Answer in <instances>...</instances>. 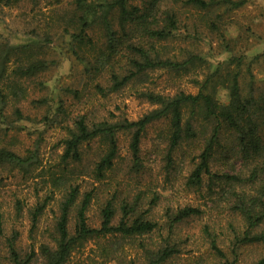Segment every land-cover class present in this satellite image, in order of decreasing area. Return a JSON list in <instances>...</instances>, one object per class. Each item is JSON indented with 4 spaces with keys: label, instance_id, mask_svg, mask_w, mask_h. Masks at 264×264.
<instances>
[{
    "label": "rangeland",
    "instance_id": "374dc122",
    "mask_svg": "<svg viewBox=\"0 0 264 264\" xmlns=\"http://www.w3.org/2000/svg\"><path fill=\"white\" fill-rule=\"evenodd\" d=\"M205 1L209 5L205 10L193 8L186 0L177 2L173 6L177 30L155 43L158 55L179 67L147 71L110 93L107 72L93 77L83 61L87 56L92 63L96 51L104 50L106 37L99 22L88 33L95 47L76 55L68 40L71 29L66 26L71 0H64L63 6L47 0H39L35 7L26 1L0 5V54L5 55L10 46L37 42L34 58L47 62L43 72L17 79L12 71L18 63L11 59L7 78L0 85L6 96L0 104V150L20 159L12 163L0 158V264H12L8 249L12 241L21 259L31 255L30 264H43L39 248H53L60 204L74 188L77 195L69 213L70 236H75L76 213L89 193L85 212L89 228L99 229L101 209L108 203L114 210L113 225L122 216L120 208L127 205L157 226L150 235L134 240L119 235L78 240L65 264H147L145 248L155 252L165 246L174 253L164 264H255L264 259V243L239 242L247 227L230 208L226 195L219 196V189H208L207 177L199 187L187 184L211 134V125L202 118L194 123L197 137L181 143L170 156L168 119L149 125L141 137L137 163L129 148L131 133L117 132V155L102 177L94 174L106 150L102 142L83 143L79 162L63 159L64 141L79 117L94 122H134L157 108L148 102L149 95L171 99L200 91L225 104L226 88L236 73L241 97L261 106L264 0ZM233 2L242 4L234 6ZM96 84L106 90L105 96L94 89ZM13 86L15 97L11 95ZM258 114L256 111L255 116ZM259 146L264 150V125L259 129ZM245 154L224 131L210 170L248 179L262 160L257 156L245 160ZM262 180L264 171L245 191L254 194ZM188 206L202 214L170 226L174 211ZM261 228L247 230L258 232ZM212 242L222 256L212 249Z\"/></svg>",
    "mask_w": 264,
    "mask_h": 264
},
{
    "label": "trees",
    "instance_id": "16d2710c",
    "mask_svg": "<svg viewBox=\"0 0 264 264\" xmlns=\"http://www.w3.org/2000/svg\"><path fill=\"white\" fill-rule=\"evenodd\" d=\"M28 2L32 7L38 5L39 0H0V5L11 6L18 2ZM48 4L63 6L64 0H47ZM138 2L135 3V2ZM71 0L67 9L66 26L70 28L68 40L73 45L74 54L78 55L82 49L95 47L89 31L93 24L99 22L106 41L104 50L99 49L93 56V62L83 56L86 72L93 77L108 74L107 92H115L127 85L133 78L147 71L164 68H177V64L170 59H163L158 55L155 43L168 39L177 30V12L173 6L180 0ZM229 0H227L228 2ZM140 2V4H139ZM193 8L205 10L208 3L205 0H186ZM241 2H233L234 6H240ZM63 20V19H62ZM37 42L10 46L5 55L0 54V85L6 80L7 64L14 59L18 65L12 74L17 78L32 77L47 69V62L43 59L34 58V50ZM120 59L123 65L118 66ZM121 70V72H119ZM16 86L11 87V95L16 96ZM103 96L106 90L100 85L94 86ZM228 101L225 104L217 102L210 94L198 92L196 95L183 93L168 99L161 96H148V102L157 108L144 115L141 119L128 122L88 121L86 116L79 117L73 122L74 130L70 131L69 138L64 141L65 150L63 159L79 162L81 159L79 147L85 142L97 140L106 145L105 153L99 159L94 168L96 177H102L109 170L117 155L116 133L128 131L131 133L130 152L133 162H138L139 144L146 128L161 119H168V152L169 156L184 141L193 140L197 137L195 122L202 118L211 125V134L205 140L202 151L197 156L198 163L192 170L188 185L201 186L203 177H207L208 189H219L218 195H226L230 208L240 218L245 227L258 232H243L239 242L243 244L264 243V180L255 188L254 194L247 193L245 188L254 185L259 172L264 171V150L259 146V129L264 125V98L261 106L252 99H243L237 74L231 75L227 86ZM5 95L0 88V104L4 103ZM257 107L256 110H253ZM261 114L255 116V112ZM187 116L186 121L184 117ZM198 119V120H199ZM261 120V123H258ZM200 121V120H199ZM195 123V124H194ZM199 123V122H198ZM200 125V124H199ZM224 131L229 133L234 143L244 148L243 158L262 160L248 179L238 175L211 172L210 165L216 159V151L220 145V139ZM0 158L15 163L20 159L14 153L0 150ZM77 195V189H71L64 202L60 204V215L55 225L54 246H41L40 254L43 264H65L69 259L75 243L78 240H86L93 237H105L119 235L122 239L134 240L143 235H150L157 224L147 220L143 215L137 214L133 206H122V216L116 225H113L114 210L108 203L101 209V225L99 229L89 228L85 220V212L91 200V194L84 195L76 213L75 236L68 232V219L70 209ZM202 214L198 208L184 207L176 209L172 214L170 226L187 218ZM34 220L36 217L34 215ZM1 230V221H0ZM218 255L221 252L211 243ZM143 247V244H141ZM144 248V247H143ZM9 256L12 264H30L32 256L21 259L14 248L13 241L8 245ZM174 253L173 249L165 246L155 252L145 248L144 256L147 264H164ZM255 264H264V259Z\"/></svg>",
    "mask_w": 264,
    "mask_h": 264
}]
</instances>
